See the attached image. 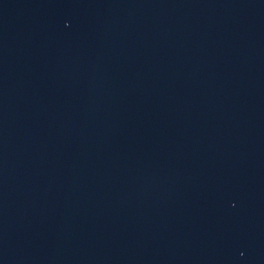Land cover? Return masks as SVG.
Returning a JSON list of instances; mask_svg holds the SVG:
<instances>
[{
	"label": "water",
	"instance_id": "1",
	"mask_svg": "<svg viewBox=\"0 0 264 264\" xmlns=\"http://www.w3.org/2000/svg\"><path fill=\"white\" fill-rule=\"evenodd\" d=\"M0 264H264V0H0Z\"/></svg>",
	"mask_w": 264,
	"mask_h": 264
}]
</instances>
